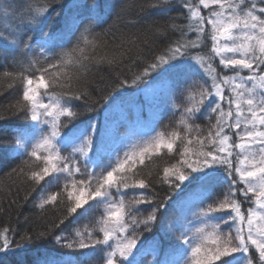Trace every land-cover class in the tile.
I'll use <instances>...</instances> for the list:
<instances>
[{"label":"snow or ice","instance_id":"obj_1","mask_svg":"<svg viewBox=\"0 0 264 264\" xmlns=\"http://www.w3.org/2000/svg\"><path fill=\"white\" fill-rule=\"evenodd\" d=\"M64 2L35 0L18 13L0 0V64L18 68L3 73L12 81L8 88L22 85L8 111L26 121L12 129L0 165L20 159L9 174L39 193L36 208L56 210L65 197L70 205L58 222L36 236L25 234L15 247L12 230L4 227L0 254L23 251L59 231L56 245L89 249L86 256L103 252V264H141L142 256L152 257L147 264H264V0H150L142 10L158 9L165 23L151 21L140 34L119 36L111 28L95 31L105 23L100 0L90 6L68 0L67 14ZM174 7L180 13L168 15ZM85 9L87 24L79 18ZM57 21L61 26L53 30ZM162 40L167 45L149 61L147 53ZM100 49L104 54L97 56ZM125 60L146 65L132 85L166 84L173 100L168 110L179 112L171 131L153 126L129 142L114 128L101 131L94 120L73 124L82 114L78 102L90 95L81 80L94 67L116 68ZM127 85L121 79L104 99ZM178 93L182 104L175 103ZM84 110L92 107L85 103ZM201 119L207 125L196 123ZM164 155L171 159L155 180L143 175L146 162ZM155 184L167 186L163 202H156ZM178 189L187 195L173 201ZM85 205L102 208L98 219L69 233ZM158 223L160 232L147 238ZM36 264L72 262L48 257Z\"/></svg>","mask_w":264,"mask_h":264},{"label":"trees","instance_id":"obj_2","mask_svg":"<svg viewBox=\"0 0 264 264\" xmlns=\"http://www.w3.org/2000/svg\"><path fill=\"white\" fill-rule=\"evenodd\" d=\"M8 2L13 4V7L17 9L18 13L26 11L29 3L35 4V0H8ZM149 2L150 0H100L101 5L103 6L102 11L105 16V23L100 25V27H97L95 31L101 32L111 28L112 33H115L116 36H119L120 33L132 35L146 31L151 21H156L158 24H164L166 17H164L158 9L144 8L142 10L141 5ZM91 4L92 0H87V5L90 6ZM69 7L70 4L68 0H65L64 14L68 13ZM58 11H60L59 7L54 8L49 14L50 17H54L55 12ZM180 11L181 9L179 7H174L168 15L177 16ZM79 18L84 24L88 23V12L86 9L81 10ZM131 20H138L139 23L132 26L129 24V21ZM18 22L19 21H17V23ZM177 22L183 23V21L179 20ZM60 26V21H57L53 30H56ZM81 27H83V24ZM174 38L175 36L169 35V39ZM107 40L109 44L113 43V36L110 34L107 37ZM115 42L118 43L119 41L116 40ZM3 43L4 41H0V45ZM167 43L168 40L158 41L156 48L147 53L148 60L150 61L155 55H158L160 50H162ZM95 54L97 56L103 55L104 50H97ZM145 66V64L133 65L130 60H125L122 66L116 68H109L106 64L94 67L92 72L81 80V85L87 88L90 95L87 101L78 102L76 110L80 111L82 114L73 122V124L76 126H83L90 120H94L98 122L101 131L105 129L103 127L105 125L111 126L112 124L118 129L122 127L123 125L117 121L116 115H111L107 109L114 99L121 97L120 95H125L126 92H130V94H127L131 95L132 91L136 92L145 86L144 83H140L139 86L131 84L132 79L139 74ZM5 71L15 72L18 71V68L11 64H0V117H7L6 119H0V153L5 152L7 148L12 146V138L14 136L12 129L26 123L23 116L9 114L8 106L15 103V101L21 97L22 85L16 83L13 88H8V85L12 83V81L3 75ZM121 79L127 80L128 85L121 89L119 94H115V98L110 97V102L109 100H105L104 97L109 96V93L112 92L113 88ZM157 98L159 100L160 94L155 97V99ZM161 99L162 100H160L159 103L161 105L158 106V108L157 105L152 107L151 110H153V112L150 114V118L147 117L145 113L140 115H143V118L146 117L144 120L148 119L152 127L155 126L157 130L163 129L165 125H169L167 131H171L175 126L176 121L179 119V112L173 116L168 110L170 102L171 104L173 103V100L170 97L167 96V98H165V96H161ZM135 101L137 103L142 101V107L143 110H145L144 105L148 103L146 98L139 97L138 99L137 97L135 98ZM85 103L92 107L91 112L84 110ZM175 103H183V96L179 93L176 96ZM148 105L151 104L148 103ZM157 121L159 123H157ZM108 123H110V125H108ZM196 123L207 125V121L203 119L197 120ZM70 129L71 126H69V129L67 130ZM99 137L100 134L97 133L98 140ZM170 159V157L164 155L158 159H154L152 162H146L147 166L142 168L143 175L148 176V174L151 173L153 180H155L157 171L162 172L165 162ZM19 164L20 159L17 158L6 161L4 164L0 165V230L4 227H8L12 230L9 232V237L13 240L14 247L16 244L24 243L22 237L25 234L36 236L40 232L50 228L52 222H58L62 216L66 215V209L70 206L65 197L64 203L56 210L51 208L40 210L36 208L35 204L38 200L39 193H32L31 186L23 182V177L16 174H9L10 168L16 167ZM62 184L63 180L60 181V185ZM51 190L59 191V187L54 185ZM154 192L157 194V203L163 202L165 196L169 195L166 185L161 186L155 184ZM171 195L173 201L180 200L187 195V189L184 191L178 189L171 193ZM91 203L92 201H89V204ZM141 207L144 208L146 206ZM245 207H247V205H245ZM150 210V208L147 209V211ZM101 211L102 208H89L88 205L78 209V220L76 223L69 225L67 231L73 233V230L77 228L83 230L85 226L92 227L98 219ZM146 214L147 212H145V215ZM168 218L171 219V216ZM159 232L160 224L158 223L153 230V233L145 235L150 239L153 235H156ZM58 234H60L59 231L50 234L47 239L34 240L23 251L0 254V264H36L37 261H42L48 257L56 258L57 260H69L72 264H103V252L98 251L95 255L86 256L85 253L89 252V249L73 251L56 245L53 236ZM166 246V242H164V247ZM161 258H164L163 251H161ZM167 258L172 260L174 259V256L169 255ZM140 259L141 264H147L148 260L152 259V257L142 256Z\"/></svg>","mask_w":264,"mask_h":264},{"label":"rangeland","instance_id":"obj_3","mask_svg":"<svg viewBox=\"0 0 264 264\" xmlns=\"http://www.w3.org/2000/svg\"><path fill=\"white\" fill-rule=\"evenodd\" d=\"M127 93L130 94V92H126L125 95L121 93L123 96L120 95L121 97L114 99L113 102L110 103L109 108L107 109V111H109L111 115H116L117 121L123 126L119 129L113 126L112 124L111 126L105 125L103 127L114 128L121 137L127 135L129 142H135V140L139 138L140 134L147 132L150 128H152L150 121L148 119L144 120L146 117L143 118V115L140 114L145 113L147 117H151L150 114L153 112V110H151L152 107H154V105H157L158 108V106L161 105L159 104L160 100H162L161 96H165V98H167L166 84L154 83L148 87L144 86L136 92L132 91L131 95H128ZM159 94V100L158 98L155 99V97ZM137 97L138 99L139 97L146 98L148 103H150L151 105H148L147 103L146 105H144L145 110H143L142 101H140L139 103L135 101V98ZM108 125H110V123H108Z\"/></svg>","mask_w":264,"mask_h":264}]
</instances>
